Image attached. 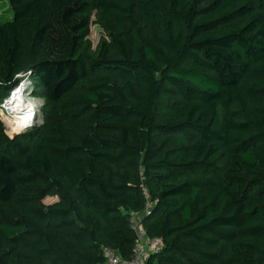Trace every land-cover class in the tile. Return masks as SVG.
<instances>
[{"label":"trees","instance_id":"trees-1","mask_svg":"<svg viewBox=\"0 0 264 264\" xmlns=\"http://www.w3.org/2000/svg\"><path fill=\"white\" fill-rule=\"evenodd\" d=\"M9 3L0 101L28 77L62 107L13 138L0 118V264L130 259L143 186L146 264H264V0Z\"/></svg>","mask_w":264,"mask_h":264},{"label":"rangeland","instance_id":"rangeland-1","mask_svg":"<svg viewBox=\"0 0 264 264\" xmlns=\"http://www.w3.org/2000/svg\"><path fill=\"white\" fill-rule=\"evenodd\" d=\"M12 18L13 12L11 10L9 0H0V23L11 20ZM104 40H109L108 26L106 23L97 21L95 17V10H93L90 14V33L86 39L87 45L85 51L87 55H89L91 58H96ZM23 80L29 82L26 91L39 106V119L35 125L30 126L28 129L22 128L17 124H13L14 121L11 117L10 124L8 121L9 119L7 120L6 118L7 115L5 112L7 109H5V103L8 100L10 93L13 91L12 90L6 98H3V100L0 101V118L4 121L6 131L9 135H11L9 131L15 133L14 135L16 136L19 134L28 133L30 131H35L38 128H42L45 123L49 121L51 122L53 119L58 117L60 108L62 107V104L54 105L48 103L46 98L41 93H37L35 91V86L33 85L30 78L24 77ZM58 199L59 195L55 192H51L45 194L41 198V201L45 204H51L56 202Z\"/></svg>","mask_w":264,"mask_h":264},{"label":"built area","instance_id":"built-area-1","mask_svg":"<svg viewBox=\"0 0 264 264\" xmlns=\"http://www.w3.org/2000/svg\"><path fill=\"white\" fill-rule=\"evenodd\" d=\"M143 192L148 198L145 209L132 213L130 217V224L136 234L133 256L130 259H125L114 248L107 247L104 251V264H146L151 254L162 250L163 240L160 237L149 236L141 223L144 214L154 205L150 198V191L146 186H143Z\"/></svg>","mask_w":264,"mask_h":264},{"label":"bare ground","instance_id":"bare-ground-1","mask_svg":"<svg viewBox=\"0 0 264 264\" xmlns=\"http://www.w3.org/2000/svg\"><path fill=\"white\" fill-rule=\"evenodd\" d=\"M28 85L29 82L22 80L10 93L5 103L7 113L14 121L13 124H17L25 129L35 125L39 119V106L27 93ZM8 121L10 122V120Z\"/></svg>","mask_w":264,"mask_h":264},{"label":"water","instance_id":"water-1","mask_svg":"<svg viewBox=\"0 0 264 264\" xmlns=\"http://www.w3.org/2000/svg\"><path fill=\"white\" fill-rule=\"evenodd\" d=\"M12 138L15 137V135H10Z\"/></svg>","mask_w":264,"mask_h":264}]
</instances>
